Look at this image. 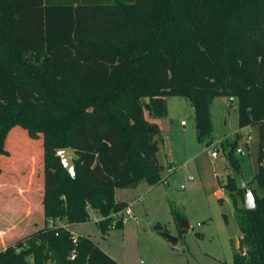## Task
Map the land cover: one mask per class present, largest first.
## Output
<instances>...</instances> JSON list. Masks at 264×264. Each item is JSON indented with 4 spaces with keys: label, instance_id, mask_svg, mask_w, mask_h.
I'll use <instances>...</instances> for the list:
<instances>
[{
    "label": "trees",
    "instance_id": "16d2710c",
    "mask_svg": "<svg viewBox=\"0 0 264 264\" xmlns=\"http://www.w3.org/2000/svg\"><path fill=\"white\" fill-rule=\"evenodd\" d=\"M171 96L194 108L199 140L217 97L235 100L240 128H258L256 207L233 178L224 189L245 249L232 264H264V0H0V173L10 153L24 162L18 132L36 143L43 215L0 264H119L70 227L88 207L103 232L121 227L129 205L116 189L161 182L163 138L149 117H166ZM65 149L75 177L56 156Z\"/></svg>",
    "mask_w": 264,
    "mask_h": 264
},
{
    "label": "rangeland",
    "instance_id": "374dc122",
    "mask_svg": "<svg viewBox=\"0 0 264 264\" xmlns=\"http://www.w3.org/2000/svg\"><path fill=\"white\" fill-rule=\"evenodd\" d=\"M166 100L168 115L159 119L149 117L163 138L160 160L165 167L161 182L155 186L142 182L137 187L116 189V198L126 201L132 210V216H125L121 227L103 232L97 223L102 218L100 213L88 207V221L70 228L78 236L90 237L119 264H232L234 250L245 253V249L240 244L241 233L230 192L223 189L219 198L218 191L233 178L244 198L243 176L247 187L263 194L256 182L258 128H240L237 103L217 97L211 109L209 134L198 140L191 104L178 96ZM16 135L22 137L19 147L24 152V162H15L18 156L10 153L9 167L1 169L0 194L7 200L0 203V249L33 230L35 222H43L41 182L39 170L35 169L38 157L34 153L31 168L32 144L23 133ZM237 149H242L243 154H238ZM213 151L217 157L212 156ZM232 157L238 160L237 166ZM169 168L173 171L169 172ZM189 176L194 180L188 181ZM172 209L189 223L190 229L185 233H180ZM161 233L178 238L177 244L165 240Z\"/></svg>",
    "mask_w": 264,
    "mask_h": 264
},
{
    "label": "water",
    "instance_id": "95a60500",
    "mask_svg": "<svg viewBox=\"0 0 264 264\" xmlns=\"http://www.w3.org/2000/svg\"><path fill=\"white\" fill-rule=\"evenodd\" d=\"M149 131H155V128L150 127ZM201 136V131H198L197 139L199 140ZM56 156H58L61 159V162L66 169V171L72 176L75 177V166H74V160H75V152L72 149H65V150H59L56 152ZM241 188L243 189L244 196H245V207L247 209H254L256 207V199L254 197V194L252 192V189L247 187L245 178L241 176ZM180 226L182 231H188L190 229L189 223L185 219H181ZM161 237H163L165 240L171 242L173 245H176L178 242V238L171 236L168 233H161ZM243 255L244 250L241 252Z\"/></svg>",
    "mask_w": 264,
    "mask_h": 264
},
{
    "label": "built area",
    "instance_id": "2783aa9c",
    "mask_svg": "<svg viewBox=\"0 0 264 264\" xmlns=\"http://www.w3.org/2000/svg\"><path fill=\"white\" fill-rule=\"evenodd\" d=\"M230 100H231L232 103L235 102V100L233 98H230ZM237 153L242 155L243 154V150L242 149H237ZM212 156L213 157H216L217 156V153L215 151H213L212 152ZM172 171L173 170L169 168V172H172ZM193 179L194 178L192 176H189L188 177V181H192ZM185 187L186 186L184 184L181 186V188H183V189ZM124 215L126 216V218L132 216V210H131L130 206L124 211ZM74 241H75V238H74Z\"/></svg>",
    "mask_w": 264,
    "mask_h": 264
},
{
    "label": "crops",
    "instance_id": "0c3cea01",
    "mask_svg": "<svg viewBox=\"0 0 264 264\" xmlns=\"http://www.w3.org/2000/svg\"><path fill=\"white\" fill-rule=\"evenodd\" d=\"M183 123V122H182ZM217 157V156H216ZM194 180V179H193ZM223 187H222V190H220V191H218V196H219V198H221V193H222V191H223ZM61 225H64L65 226V224L64 223H61ZM73 232V231H72ZM74 233V232H73ZM75 234V233H74ZM76 235V234H75Z\"/></svg>",
    "mask_w": 264,
    "mask_h": 264
}]
</instances>
